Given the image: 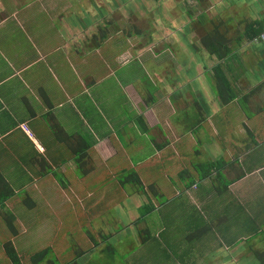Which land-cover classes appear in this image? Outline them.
Wrapping results in <instances>:
<instances>
[{
	"label": "crops",
	"instance_id": "obj_1",
	"mask_svg": "<svg viewBox=\"0 0 264 264\" xmlns=\"http://www.w3.org/2000/svg\"><path fill=\"white\" fill-rule=\"evenodd\" d=\"M157 1L155 8L150 0H0V200L7 184L15 192L0 204V225L2 218H8L6 211L14 210L13 201L21 204L28 196L34 210L36 197L48 193L45 185L59 187L60 177L81 167L92 173V147L106 161L119 154L120 128L113 126V141L97 129L103 111L93 106L107 102L109 117L104 119L109 127L126 120L128 131L137 130L160 155L177 148L183 138L200 147L194 151L190 188L191 180L167 197L156 181L146 185L141 175L146 187L154 184V192L170 201L189 197L207 224L206 237L196 244L200 257L188 261L185 257L176 264H262L257 253H264V130L248 124L264 113L256 108L264 107V41L252 38L248 28L255 24L264 29V0H205L206 10H201L206 11V21H200L202 12L194 15V34L183 35L186 42L175 33L182 31V20L181 28L172 26L182 5L176 0ZM167 9H173V16ZM151 10L158 11L157 23L163 26L162 33H153L156 41L144 45L145 41L126 38L129 34L119 18L136 23ZM214 27L233 48L223 60L202 44ZM115 33L126 38V49L116 56L126 63L97 75L85 54L100 53ZM133 62L139 64L138 74L130 66ZM217 72L237 94L231 102L224 103L216 89ZM112 78L114 82L108 83ZM241 101L256 109L257 120L238 105ZM220 161L228 163L222 170L214 169L206 177L199 172L201 165ZM31 186L36 197L30 194ZM23 191L26 196L16 200ZM72 193L78 196L79 190ZM127 194L133 201L127 207L128 224L134 225L140 217L135 210L149 200L133 187ZM16 234L8 242L17 249L20 232ZM204 242L212 245L206 247ZM6 243L0 236L2 254Z\"/></svg>",
	"mask_w": 264,
	"mask_h": 264
},
{
	"label": "rangeland",
	"instance_id": "obj_2",
	"mask_svg": "<svg viewBox=\"0 0 264 264\" xmlns=\"http://www.w3.org/2000/svg\"><path fill=\"white\" fill-rule=\"evenodd\" d=\"M157 2V0H150L152 7L155 8H157ZM166 2L167 0H163V3ZM176 2L177 5H182V16L184 17H182L184 19L182 30L187 29L189 22L191 23V19L187 15L189 10L193 16L201 13L202 7L206 10L204 3L195 4V6L194 0H176ZM167 12L173 16V9L171 11L167 9ZM120 13L123 14L122 11ZM157 13L158 11L151 10L144 21L140 20L136 23L134 20L130 21L121 17L118 22L122 29H126L128 32L129 35L126 38L129 37L134 43L145 41L144 45H147L149 42L156 41L153 35L155 31L162 33L163 26L157 23L159 19ZM178 15L179 11H175L173 17ZM179 22L180 19L176 18V23L179 24ZM126 23H132L134 26ZM143 25L148 28L144 29ZM141 28L143 31H140ZM175 33L178 36L181 34L179 31ZM103 35L108 36V31L103 32ZM126 38L124 35L115 33L111 36L112 41L109 40L100 53L92 51L85 54L97 75L106 72V70L110 71L109 66L116 69L126 63V59L116 58L122 49H126ZM86 44L89 45L90 42H86ZM190 44H192L191 41ZM177 50L183 53V49H180L179 46ZM151 51L155 52V50ZM146 59L147 56L142 58L143 61ZM131 60L133 59H129V61ZM130 66L135 68L134 74L139 73L137 62H133ZM90 68L92 67L87 65V69ZM82 70L81 67V74H83ZM141 75L144 80L146 76L144 77L143 72ZM113 82V78L108 80V83ZM107 104L104 102V105L93 106L94 109L99 108L105 114L101 113L103 118L100 120L101 123H97V129L101 131L102 135L113 137L114 135L110 132L113 130V126H118L120 141L124 149L120 148L119 154L106 161L92 147L89 152L93 158L92 173H86L85 168L82 167L76 173L71 170L66 175L67 178L60 177L59 187H54L57 186L55 184L53 186L45 185L48 193L37 197L35 188L31 186L30 194L39 199L38 202L35 201L37 208L33 210L28 207L25 202L28 196L25 197L24 192L26 191H23L19 196H16V200H22L25 197L22 203L13 201L11 205L14 210L6 211L8 218L1 219L0 236L7 242L13 234L7 227L8 220L12 221L16 230L20 232L16 244L23 264H34L32 257L46 249L48 250L46 260L49 261L45 260L40 264H49L50 262L51 264H69L71 261H77L79 264L86 262H90L89 264H144L147 261L158 262V264H176L182 258V253H188L186 254L189 256L186 258L187 261L190 257H200L199 249L196 245H191L194 244V241L188 239L194 234V214L195 216L198 214V217L203 220L200 212L194 207V201L184 196H180L177 200L173 198L172 201L167 199L168 196L173 195L174 188L183 187L186 181L194 179V177L188 179L185 175L187 170H190L194 176V151L200 147L189 145L190 138H183L175 145L177 148H171L160 155L148 139L143 138L141 134L137 135V130L132 133L128 131L129 123L126 120L124 123L116 120L110 128L109 122L104 119V117H109ZM238 105L245 108L250 118L256 110L243 101ZM119 108L123 110V107ZM256 108L264 110L261 105ZM232 109H238V106L233 105ZM112 113L114 116L116 115L115 111ZM253 117L257 120L255 115ZM258 119L259 121L248 124L249 127H255L254 130L263 127L264 130V113L260 114ZM236 124L235 121L230 123V128L235 129ZM132 134L136 135L135 139L131 138ZM113 140L115 137L112 138ZM261 140L264 141V138ZM167 153L171 154L166 156ZM132 171H137L140 176L142 175L146 185L156 181L163 188L162 191L166 193L167 197L161 196L159 192H154L156 187L150 188L151 192L148 195L153 201H146V203H152L156 207L155 210L140 222L129 225L127 207H130L133 201L127 196V193L133 186L126 182L127 185L123 188L118 179L119 176ZM12 180L14 179L12 178ZM76 189L79 190L78 196L72 193ZM143 205L145 202L142 203ZM135 211L138 216L141 215L140 210ZM148 223L152 238L148 239L149 243L141 244L148 236V233H144ZM199 225L202 228V225L205 226V222L200 221ZM140 232H142L141 235ZM168 238L170 241L177 242L180 250L179 247H171ZM204 245L208 247L212 244L204 242ZM81 253L85 254L80 256ZM0 264H12L6 251L5 254L0 252Z\"/></svg>",
	"mask_w": 264,
	"mask_h": 264
},
{
	"label": "trees",
	"instance_id": "obj_3",
	"mask_svg": "<svg viewBox=\"0 0 264 264\" xmlns=\"http://www.w3.org/2000/svg\"><path fill=\"white\" fill-rule=\"evenodd\" d=\"M194 1L197 3H201V4L205 3V0H194ZM188 16L190 19L191 18L193 19L194 16H193L191 10L188 11ZM195 20L196 19H194V21ZM200 21H201V23L206 21V11H202V13L200 15ZM248 30H249V33L252 35V38H259V39H261V34L264 32V29H262V27H259V25H255V24L251 25L248 28ZM261 41H263V40L261 39ZM202 44L210 55H212V56L215 55L219 59H222V60L224 58H226L229 54H231L233 51V48H231L229 46V43L226 41V39L224 38L222 33L219 31L218 27H214L213 31H211L210 34H208V37L207 36L203 37ZM218 71L222 72V69L220 67H218ZM220 72L216 73L217 79H218L217 84H216V89H218L222 101L224 103H228V102H231L232 100H234L235 98H237V94L233 90V88L230 84V81L225 79L224 75ZM228 93H229V96H225ZM60 139H61V136H60ZM227 164L228 163L226 161H220L217 164L216 163H210V164L208 163V164L201 165L200 170L196 166V169H198L199 172L201 171L203 176L206 177L212 171H214V169H217L218 171L222 170L223 168L226 167ZM217 165H219V166H217ZM186 175H190V177H194V176H192V173L190 170L189 171L187 170ZM118 181L120 182V184L122 185L123 188H125L127 184H131L133 186V189L135 192L142 193L144 195V197H147L146 198L147 200L152 201L151 197L148 194H149V192H151L150 188L154 189L156 186L151 185L149 188L146 187L145 184L143 183V180H142L140 174L137 171H132L129 174L126 173L124 175L119 176ZM126 182H127V184H126ZM191 182H192L191 184L187 185V188H190L194 184V179H191ZM6 187H7L6 188L7 193L2 195L1 200H0V204H3L8 199L12 198L15 194L14 190L8 184L6 185ZM25 202L29 208H32L34 203H32L31 200H27ZM155 208L156 207L152 203H146L145 202V205H143L140 209L141 215H140L139 219H137V221L140 222V220L144 219L147 215L152 213V211H154ZM143 210H145V211H143ZM200 221L203 222L204 220H201L198 217V214H197V216H195V214H194V224H193L194 234L191 235L192 237L191 236L188 237L189 240L191 239V241H194V244H191L192 246L196 245L197 242L202 239V237H206V235L208 233L206 222L204 221L205 226L202 225V228H200V225H199ZM7 226L9 229H11V231L13 233L12 235H17L16 233H18V230H16V227H14V224L12 221L10 222L8 220ZM141 234H142V232H140V235ZM162 234L164 235V232ZM151 238H152V235L150 233V229L148 228V236L141 242V244L149 243L148 239H151ZM196 239H198V240L196 241ZM168 241L170 242L171 247H173V246L179 247L177 242L170 241L169 238H168ZM179 250H180V247H179ZM5 251H6L7 256L12 261V264H23L19 254H18V251L12 242H7L5 244ZM47 254H48L47 249L44 251H40V252L36 253L32 257L34 264H40L43 261L45 262V260L47 258ZM186 254H188V253L186 252ZM186 254L182 253V258H180V259H182V261L185 257H189ZM257 254L259 256L258 259H260L262 261V264H264V253L258 252ZM46 261H49V260L47 259ZM49 264H51V262ZM69 264H79V263L77 261H71Z\"/></svg>",
	"mask_w": 264,
	"mask_h": 264
},
{
	"label": "flooded vegetation",
	"instance_id": "obj_4",
	"mask_svg": "<svg viewBox=\"0 0 264 264\" xmlns=\"http://www.w3.org/2000/svg\"><path fill=\"white\" fill-rule=\"evenodd\" d=\"M187 15H188V13H187ZM183 16H182V13H180L178 16H177V18H179L180 19V22H181V20H182V22H183V18H182ZM189 17V16H188ZM179 22V23H180ZM181 22V23H182ZM176 22L175 23H173L172 24V26L175 28V26H176ZM180 25V24H179ZM196 26V28H197V25H195ZM180 27V26H179ZM181 28V27H180ZM176 29H178L177 27H176ZM181 33V34H180ZM182 33H185V35H187L189 38L192 36V34H194V17H193V19L191 18V23H189L188 24V27H187V29H185V30H182V31H179V37L181 38L182 37V39L186 42V40L183 38V35H182ZM190 33V34H189ZM178 36V35H177ZM191 46H192V51L194 52V43L193 44H191Z\"/></svg>",
	"mask_w": 264,
	"mask_h": 264
},
{
	"label": "built area",
	"instance_id": "obj_5",
	"mask_svg": "<svg viewBox=\"0 0 264 264\" xmlns=\"http://www.w3.org/2000/svg\"><path fill=\"white\" fill-rule=\"evenodd\" d=\"M261 39L264 41V32L261 34Z\"/></svg>",
	"mask_w": 264,
	"mask_h": 264
}]
</instances>
